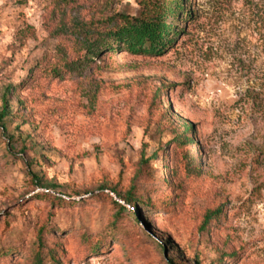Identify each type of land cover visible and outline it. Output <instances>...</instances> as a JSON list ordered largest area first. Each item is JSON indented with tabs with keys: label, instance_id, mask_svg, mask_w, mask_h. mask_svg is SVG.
<instances>
[{
	"label": "rangeland",
	"instance_id": "obj_1",
	"mask_svg": "<svg viewBox=\"0 0 264 264\" xmlns=\"http://www.w3.org/2000/svg\"><path fill=\"white\" fill-rule=\"evenodd\" d=\"M53 1L0 0V111L54 48ZM193 1L164 55L119 52L11 93L0 264H31L41 227L58 250L43 264H264V0ZM80 4L74 20L140 12L137 0ZM187 126L192 176L173 142ZM129 192L133 203L118 196Z\"/></svg>",
	"mask_w": 264,
	"mask_h": 264
},
{
	"label": "trees",
	"instance_id": "obj_2",
	"mask_svg": "<svg viewBox=\"0 0 264 264\" xmlns=\"http://www.w3.org/2000/svg\"><path fill=\"white\" fill-rule=\"evenodd\" d=\"M193 0H137L140 6L138 15L115 12H100L91 20H74L70 12L79 8L80 0H54L50 15L46 17V28L50 38L55 41L53 50L46 51L30 68L27 77L19 85H9L3 96L0 111V124L6 130L5 120L9 116L10 96L19 87L38 86L43 80H62L71 76H81L85 71L96 68L104 56L127 52L132 55L159 57L173 48L181 35L186 33L185 23L193 22L196 11ZM192 127L187 126L183 133L177 134L173 142L182 153L180 163L185 174L197 175L195 157L189 151L194 143ZM126 203H133L132 193L127 196L118 194ZM123 211L125 209L119 203ZM210 213L208 220L217 215ZM47 227L38 231V251L31 257V264H43L44 254L52 256L58 250L48 247ZM45 248L49 253H45ZM11 249H0V260L11 255Z\"/></svg>",
	"mask_w": 264,
	"mask_h": 264
}]
</instances>
